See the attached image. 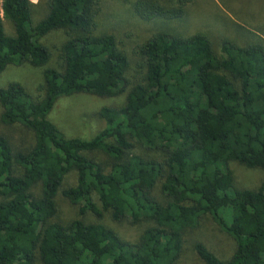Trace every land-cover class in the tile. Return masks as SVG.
I'll return each instance as SVG.
<instances>
[{"label": "trees", "instance_id": "obj_1", "mask_svg": "<svg viewBox=\"0 0 264 264\" xmlns=\"http://www.w3.org/2000/svg\"><path fill=\"white\" fill-rule=\"evenodd\" d=\"M190 1L134 0L132 10L142 20L179 19ZM45 5L31 24L35 3L0 1V72L44 65L50 54L41 38L52 30L65 36L58 68L43 69L36 98L18 83L0 88V123L33 136L18 149L0 135V264H174L203 218L233 248L220 260L195 241L201 262L264 264L263 42L224 40L215 48L201 33H155L135 46L139 76L131 80L113 36L93 33L97 0ZM124 89L120 106L98 110L104 127L88 139L64 137L46 117L61 96ZM229 161L258 168L263 178L238 187ZM71 170L75 183L60 194L80 213L140 225L134 240L101 222L55 220V195Z\"/></svg>", "mask_w": 264, "mask_h": 264}, {"label": "rangeland", "instance_id": "obj_2", "mask_svg": "<svg viewBox=\"0 0 264 264\" xmlns=\"http://www.w3.org/2000/svg\"><path fill=\"white\" fill-rule=\"evenodd\" d=\"M30 1L35 3L30 21L34 24L46 14V0ZM133 1L97 0L98 10L94 16L93 30L94 34L106 33L113 36L117 47L124 52L129 61L127 77L130 79L134 76L137 80L139 76L136 68L138 59L134 54L135 46L155 33L174 32L183 36L201 33L208 40L210 38L215 48L224 40L247 44L254 42L256 37L264 45V0H191L184 7L183 15L172 20L139 19L133 13ZM2 26L6 35H13L9 20L2 18ZM64 38L61 30L48 32L41 38L50 54L48 61L42 66L28 63L6 65L0 72V88L6 87L9 83H18L31 98H36L38 87L43 83V69L58 68V52ZM126 90L111 97L87 93L61 96L56 99L46 117L64 137L88 139L104 127L98 110L103 106H120ZM0 135L5 136L13 148L23 149L33 143L32 133L19 124L6 126L0 123ZM87 156L91 154L87 153ZM95 157L101 159L103 156L97 153ZM227 167L232 171L235 185L241 188H255L263 178V173L258 168H246L235 161H229ZM75 179V171H69L55 195V220L65 222L80 218L87 222H101L127 240H134L137 237L141 230L140 225L130 226L125 221H112L107 212H102L101 217L96 218L89 212L80 213L78 205L70 204L60 194V189L74 185ZM94 201L99 206L95 197ZM185 235L179 259L174 264H204L193 251L192 244L195 241L201 242L220 260L227 259L231 254L232 240L208 218H203L194 232L188 231Z\"/></svg>", "mask_w": 264, "mask_h": 264}, {"label": "crops", "instance_id": "obj_3", "mask_svg": "<svg viewBox=\"0 0 264 264\" xmlns=\"http://www.w3.org/2000/svg\"><path fill=\"white\" fill-rule=\"evenodd\" d=\"M32 2H34V1H32Z\"/></svg>", "mask_w": 264, "mask_h": 264}, {"label": "built area", "instance_id": "obj_4", "mask_svg": "<svg viewBox=\"0 0 264 264\" xmlns=\"http://www.w3.org/2000/svg\"><path fill=\"white\" fill-rule=\"evenodd\" d=\"M1 1V0H0Z\"/></svg>", "mask_w": 264, "mask_h": 264}]
</instances>
